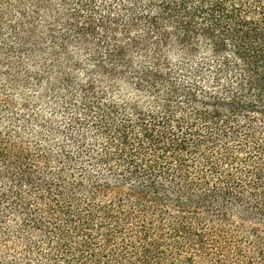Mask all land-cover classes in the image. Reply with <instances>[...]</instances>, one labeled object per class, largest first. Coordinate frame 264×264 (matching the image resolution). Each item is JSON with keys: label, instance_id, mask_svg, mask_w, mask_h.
Returning <instances> with one entry per match:
<instances>
[{"label": "trees", "instance_id": "trees-1", "mask_svg": "<svg viewBox=\"0 0 264 264\" xmlns=\"http://www.w3.org/2000/svg\"><path fill=\"white\" fill-rule=\"evenodd\" d=\"M0 59L68 121L0 132V264H264V0H0Z\"/></svg>", "mask_w": 264, "mask_h": 264}, {"label": "rangeland", "instance_id": "rangeland-1", "mask_svg": "<svg viewBox=\"0 0 264 264\" xmlns=\"http://www.w3.org/2000/svg\"><path fill=\"white\" fill-rule=\"evenodd\" d=\"M25 61L24 68L17 70L15 73L19 74L20 80H24L26 78H32L34 80L35 74H39L40 70L37 67L34 68L35 62L26 59ZM7 73H10V71L7 69H0V132H3V134L9 133L12 137L13 144L20 148L19 150H22V152L30 155L32 154L34 157L44 155V152H38L34 148V146L39 145L38 142L36 145V142L33 139L19 137L21 136L20 133L24 131V122H22L21 119L25 118L26 120H30L31 117L41 116L47 123H51L54 125V127L60 128L64 127L68 122L67 119H65V110H63L62 107L55 105L51 94H48L45 89L46 86L43 87V90H41L39 87L32 88L28 85L16 87L10 82H5ZM49 74L51 75L53 73L50 72ZM75 75L79 80L84 78V75L80 73V71H76ZM29 82L32 83L33 81ZM51 82L53 83L54 80ZM12 116L16 119H20V123L17 124L16 128L8 124V118ZM31 124L32 122L28 124V126ZM31 130H37V128L33 126ZM14 134H16V137ZM39 153L41 154L39 155ZM56 155L57 153L55 150H52V158H55ZM172 264L177 263L173 262Z\"/></svg>", "mask_w": 264, "mask_h": 264}]
</instances>
